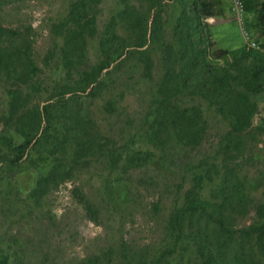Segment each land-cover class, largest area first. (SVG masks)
I'll use <instances>...</instances> for the list:
<instances>
[{"label": "rangeland", "instance_id": "374dc122", "mask_svg": "<svg viewBox=\"0 0 264 264\" xmlns=\"http://www.w3.org/2000/svg\"><path fill=\"white\" fill-rule=\"evenodd\" d=\"M72 1L0 0V30L4 33L0 46L17 49L21 55L15 71H0V154L5 153L7 140L21 142L19 116L50 102L79 78V70L67 73L63 68V36L55 28L67 18ZM211 1L214 14L206 22L215 49L231 50L254 41L259 46L257 51L264 52L255 25L254 3L260 0H245L240 23L234 20L228 0ZM98 8L96 33L86 39L81 71L100 61L99 39L112 18L117 33L130 36L116 17L120 9L117 0H101ZM176 13L174 5L166 8L164 40L171 44ZM148 50L153 61L150 79L145 78L142 64L131 56L111 69L93 96L58 114L61 119L54 129L42 134V123L39 136L32 142L42 137L40 146L30 151V159L23 166L36 161L40 168H48L54 161L69 167L68 179L42 195L40 201L20 203L7 182L10 170L4 168L0 175V264H153L160 252L172 246L165 229L169 215L182 204L193 176L205 168V162L218 165L228 120L206 101L182 94L177 99L179 107L197 105L203 113L206 128L200 145L184 146L172 135L163 144L152 140L145 119L152 110L162 71L159 44H149ZM26 56L36 70L26 78L18 77V73L28 72ZM9 90L26 99L15 116L9 111ZM250 97L258 106L253 117L256 127L264 118V95ZM83 130L93 147L75 158V138L86 139ZM53 135L59 137L56 149L51 143ZM139 151L148 152L145 162L132 167L128 157ZM238 157L240 177L252 206L262 201L264 194V134ZM215 185V179L203 184L204 198L213 197ZM254 219L251 209L236 225L243 227ZM192 251L193 245L184 239L158 264H203Z\"/></svg>", "mask_w": 264, "mask_h": 264}, {"label": "trees", "instance_id": "16d2710c", "mask_svg": "<svg viewBox=\"0 0 264 264\" xmlns=\"http://www.w3.org/2000/svg\"><path fill=\"white\" fill-rule=\"evenodd\" d=\"M117 1L120 9L116 17L130 36H120L112 18L99 39L100 61L82 71L86 39L96 33L101 0L70 3L67 18L55 28L63 36V68L67 73L79 70V78L70 88L57 92L50 102L19 116L17 133L21 142L13 144L7 140L5 153L0 154L3 156L0 175L4 168L10 170L7 182L14 187L20 203L32 199L40 201L42 195L68 179L69 167L54 161L48 168H40L36 161L23 166L30 159V151L40 146L42 137L33 145L32 142L39 136L42 123L45 124L42 134L54 129L61 119L58 114L68 112L73 104L80 105L81 99L93 96L104 85V78L111 69L131 56L142 64L145 78L150 79L153 61L148 45L155 42L160 47L162 75L152 110L145 119L152 140L163 144L172 135L184 146L200 145L206 128L203 113L197 105L179 107L177 99L182 94L200 98L213 106L228 120V129L221 140L218 165L205 162V168L193 176L182 204L172 209L165 228L172 246L160 252L153 264L160 263L164 255L174 253L184 239L191 242L193 256L203 264H264V194L262 201L250 206L251 200L240 177L242 164L238 161L246 147L264 134V118L261 124L253 126L258 106L250 97L264 95V52L248 46L215 49L206 22L214 14L211 0ZM172 5L177 13L171 29V44L164 40V34L168 23L166 8ZM254 6L256 29L264 43V0L255 1ZM3 34L0 30V36ZM19 59L21 55L17 49L10 51L0 46V71H15L13 68ZM24 59L28 72L18 73V77L26 78L36 67L29 57ZM8 98L9 111L15 116L26 99L15 90H9ZM70 130L74 134L77 132L74 128ZM82 133L86 139L75 138L78 145L75 158L93 147L87 132L83 130ZM51 138L52 146L58 148L59 137L53 135ZM146 155L148 152H134L128 157V163L132 167L139 166L145 162ZM213 179L216 181L214 195L204 198L203 184ZM251 209L255 219L238 227L236 221Z\"/></svg>", "mask_w": 264, "mask_h": 264}, {"label": "built area", "instance_id": "2783aa9c", "mask_svg": "<svg viewBox=\"0 0 264 264\" xmlns=\"http://www.w3.org/2000/svg\"><path fill=\"white\" fill-rule=\"evenodd\" d=\"M230 4V11L235 21L240 23L245 14V4L243 0H228ZM247 46L258 50L259 46L254 41H249Z\"/></svg>", "mask_w": 264, "mask_h": 264}, {"label": "crops", "instance_id": "0c3cea01", "mask_svg": "<svg viewBox=\"0 0 264 264\" xmlns=\"http://www.w3.org/2000/svg\"><path fill=\"white\" fill-rule=\"evenodd\" d=\"M241 45H242V44H240V45H238V46H236V47H237V48H238V47H241Z\"/></svg>", "mask_w": 264, "mask_h": 264}]
</instances>
